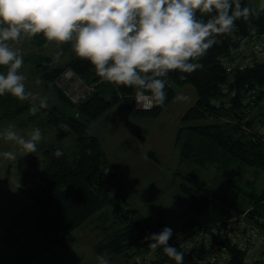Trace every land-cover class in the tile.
I'll return each mask as SVG.
<instances>
[{
	"label": "trees",
	"instance_id": "obj_1",
	"mask_svg": "<svg viewBox=\"0 0 264 264\" xmlns=\"http://www.w3.org/2000/svg\"><path fill=\"white\" fill-rule=\"evenodd\" d=\"M262 0H241L242 6L259 8ZM198 18L207 20L208 14ZM249 24L255 26L251 31ZM236 27L230 33L216 37L217 43L194 63L203 65L192 73L174 70L162 79L166 80V99L163 105L151 108L137 107L133 87L116 85L103 81L88 60L72 58L64 64H57L50 56H40L34 63L33 73L41 74L39 87L51 91L65 107L49 105L35 116L41 115L42 127L55 133L63 127L72 136L74 143L68 146L57 138L45 143L42 149L43 168L37 181L26 193V199L0 231V245L6 251H18L21 261L29 260L51 252L57 247H66L74 232L87 222L96 220L97 227L104 234L95 245L97 255H124L128 262L142 249L148 248L150 240L145 239L164 229L163 222L147 223L141 219L140 211L130 206L128 199L114 194L112 184L118 176L107 158L102 139L92 129V123L121 100L129 116L157 118L174 101L177 87L191 86L196 93L195 103L183 114L181 126L175 136L182 159L200 166L213 163H227L235 160L246 166L264 172V139L248 132L264 122V61L246 69L228 73L222 58L232 54L237 39L251 40L264 34V11L259 17L235 21ZM42 34L34 38L40 39ZM24 63L29 62L23 56ZM0 67V73L6 72ZM67 71L94 90L78 101L58 85ZM181 76L185 79H181ZM255 91L254 100L246 106L250 93ZM215 102H219L218 106ZM32 103H20L9 93L0 96V122L22 117L30 110ZM237 112L242 120L235 118ZM40 113V114H39ZM59 149L62 155L57 157ZM148 156L157 163L161 160L155 151ZM181 193L189 199L193 215L173 232L169 244L183 252V264H199L176 243L183 231L209 228L233 215L244 212L251 206L260 212L264 209V191L250 193L249 207H237L211 188H196L187 181L180 183ZM157 259L153 264H176L157 248ZM233 258L227 264H243V256L232 249ZM127 262V263H128Z\"/></svg>",
	"mask_w": 264,
	"mask_h": 264
},
{
	"label": "clouds",
	"instance_id": "obj_2",
	"mask_svg": "<svg viewBox=\"0 0 264 264\" xmlns=\"http://www.w3.org/2000/svg\"><path fill=\"white\" fill-rule=\"evenodd\" d=\"M261 11L264 0L259 8L242 6L241 0H0V67L7 69L0 73V96L9 93L21 101L31 100L32 114L49 107L47 97L26 91V78L18 71L23 55L13 47L22 37L42 34L49 42H71L75 55L88 60L103 81L133 87L145 108L163 105L166 80L162 78L174 70L202 69V64L191 61L204 56L218 42L217 36L232 32L235 21L258 18ZM197 13L209 18H198ZM249 27L255 32V26ZM176 99L188 97L181 93ZM0 136L25 153H35L43 138L39 128L25 138L14 125ZM62 154L59 149L54 153ZM0 155L16 158L11 151ZM172 235L173 230L165 227L145 239L151 241V249L163 247L176 264H183V252L168 243ZM98 260L108 264L103 256Z\"/></svg>",
	"mask_w": 264,
	"mask_h": 264
},
{
	"label": "rangeland",
	"instance_id": "obj_3",
	"mask_svg": "<svg viewBox=\"0 0 264 264\" xmlns=\"http://www.w3.org/2000/svg\"><path fill=\"white\" fill-rule=\"evenodd\" d=\"M13 47L19 48L23 56L29 57V62L24 66V73L22 72L26 78V91L41 98L47 97L49 105L65 107L58 98L54 97L53 92L39 87L36 81L42 76L40 72L32 71L35 61L41 55L50 56L57 64H64L75 58L71 42L57 44L47 41L44 37L40 42L34 37H22L19 43L13 44ZM70 78L67 84L59 80L58 85L64 87V91L70 94L73 101H78L86 94L83 89L84 84L74 74ZM181 93L188 99L179 101L175 98V101L157 118H133L128 115L125 103L121 100L99 121L91 124L93 131L102 139L111 166L118 171V176L112 184L114 194L121 198L126 197L130 206L140 211L143 221L163 222L164 228L169 227L173 231H181L183 222L193 215L189 199L180 191L182 181L188 182L189 179L190 184L196 188H211L230 197V202L235 208L249 207L251 202L248 195L264 191V172L238 161L200 166L182 159L179 147L175 143V136L184 124L181 120L184 112L196 101V93L191 86L177 87V95ZM19 101L21 104L33 103L31 100ZM35 103L38 104L39 101ZM137 107L142 108L143 105L140 103ZM55 133L48 128L45 137L48 141H52L58 134L57 138L62 143L68 146L74 143L72 136L66 134L63 127H59ZM6 142H9L10 146L5 145L3 152L9 150L17 153L21 149L12 141ZM151 150L157 153L160 163L147 156ZM1 157V161H6L5 157ZM18 163L20 162L14 160L11 161L10 166H0V231L23 201L19 198L22 195L16 194L15 202H12L9 186H13V189L17 186L19 189L27 183L17 180L15 186L12 181L8 182L7 178L22 171L25 175L30 172V177L33 179L38 173V165L26 167ZM20 191H23V188ZM24 199H26L25 195ZM97 223L96 220L89 221L77 229L66 247H57L51 252L25 261H21L22 257L18 251L12 249L6 251L5 247L0 245V264H99L98 257L101 256L108 261V264H126L128 261L125 260L124 255L96 254L95 245L104 237ZM192 230L183 231L181 236Z\"/></svg>",
	"mask_w": 264,
	"mask_h": 264
},
{
	"label": "built area",
	"instance_id": "obj_4",
	"mask_svg": "<svg viewBox=\"0 0 264 264\" xmlns=\"http://www.w3.org/2000/svg\"><path fill=\"white\" fill-rule=\"evenodd\" d=\"M231 52V55L222 58L228 73L263 62L264 34L251 40L237 39V45ZM71 75L73 72L67 71L60 80L67 83ZM83 89L86 94L94 90L93 87L86 85ZM254 95L255 91L249 94L245 106L254 100ZM137 103H141L142 108H145L143 102ZM215 103L220 106L219 102ZM246 129L255 135V138L264 139V122L256 130ZM261 203L264 204V200ZM255 208L251 206L244 212L226 218L209 228H197L180 236L176 243L199 264H227L233 258L234 248L241 252L243 264H264V209L258 212ZM157 252V249L144 248L126 264H153L157 259Z\"/></svg>",
	"mask_w": 264,
	"mask_h": 264
},
{
	"label": "crops",
	"instance_id": "obj_5",
	"mask_svg": "<svg viewBox=\"0 0 264 264\" xmlns=\"http://www.w3.org/2000/svg\"><path fill=\"white\" fill-rule=\"evenodd\" d=\"M67 84V83H66ZM175 101V99H174ZM192 106V105H191ZM189 106L188 109L191 107ZM187 109V110H188ZM186 110V111H187ZM184 111V110H183ZM182 111V112H183ZM185 111V112H186ZM39 112V111H38ZM35 113V114H32L30 112V110L26 113H24L22 115V117L20 118H17V119H12V120H6V121H2L0 122V133L4 132L5 129L8 128L9 125H14L15 126V130L22 136H24L25 138L28 137V134L34 129V128H39L41 130V133L43 134L44 133V136H42V140L38 143L37 145V151L35 153H25L22 149H20L17 153H15L16 155V158L15 159H8V158H5L6 161H1L2 159V155L0 156V166H4V165H11V161H19L20 165H23V166H26V167H31L33 165H38V169H37V175L36 177H33V179H31V174L30 172L27 173L26 175L24 174V172L21 171V173H15V175H11V177L8 179L7 178V181H12L13 185L16 186V181L17 180H22V182L24 183L25 181L27 182L26 184L22 185L21 187H19V189H17V186L15 187V189H13V186H9V191H11V198H12V202L14 203V197L15 195H22L20 196L19 198L21 200H24V195H25V192L30 188L32 187V185L37 181L38 177L40 176V173H41V170L43 168V163H44V156H43V153H42V149L43 147L45 146V143L47 142V137H45V132H46V129L42 127V121H41V115H38V119L39 120H36L35 119V116L38 114ZM184 112V113H185ZM40 114V113H39ZM3 125V126H2ZM65 130V129H64ZM56 134V133H54ZM7 140L4 139L2 136H0V153H3L4 149L6 148V146H8L10 143L9 142H6ZM6 145V146H5ZM13 145V144H12ZM11 145V146H12ZM10 146V145H9ZM6 152H8L9 150H5ZM149 153H147V156H148ZM41 165H42V168H41ZM40 166V167H39ZM12 172V171H11ZM16 175H18L16 177ZM9 176V175H7ZM23 188V191H20L21 189ZM23 204V201L21 202L19 208L21 207V205ZM18 208V209H19ZM18 211V210H17ZM186 221V220H185ZM184 221V222H185ZM183 222V224H184ZM195 230V229H193ZM192 230V231H193ZM175 231V230H174ZM173 231V232H174ZM191 232V231H190Z\"/></svg>",
	"mask_w": 264,
	"mask_h": 264
},
{
	"label": "water",
	"instance_id": "obj_6",
	"mask_svg": "<svg viewBox=\"0 0 264 264\" xmlns=\"http://www.w3.org/2000/svg\"><path fill=\"white\" fill-rule=\"evenodd\" d=\"M234 116H235V118L238 119V120H242V119H243V116H241V115H240L239 113H237V112L234 113Z\"/></svg>",
	"mask_w": 264,
	"mask_h": 264
}]
</instances>
